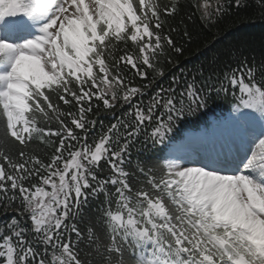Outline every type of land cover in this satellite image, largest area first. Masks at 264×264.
<instances>
[{"label":"snow or ice","instance_id":"snow-or-ice-1","mask_svg":"<svg viewBox=\"0 0 264 264\" xmlns=\"http://www.w3.org/2000/svg\"><path fill=\"white\" fill-rule=\"evenodd\" d=\"M179 7L0 0V264H264V61L244 59L215 81L182 72L133 103L164 76L165 49L183 52L162 31ZM230 7L248 4L203 0L201 19L214 24ZM129 41L139 54L117 58ZM124 69L142 80L151 69L153 80L134 87ZM229 86L239 147L199 159L173 147L182 118ZM53 120L58 128L45 126ZM53 137L45 162L31 149ZM138 143L150 154L133 164Z\"/></svg>","mask_w":264,"mask_h":264},{"label":"trees","instance_id":"trees-1","mask_svg":"<svg viewBox=\"0 0 264 264\" xmlns=\"http://www.w3.org/2000/svg\"><path fill=\"white\" fill-rule=\"evenodd\" d=\"M168 2L169 0H160L162 5L168 4ZM210 2L215 5L216 0H210ZM246 2L248 7L240 9L230 7V10L220 17L216 23L205 24L201 19V9L199 8L203 0H180V7L175 15L162 17L165 21L162 31L163 34L170 35L176 45L183 49V52L182 54H176L171 49H165L166 54L160 58L164 68V76L157 77L153 87L148 89L143 97H136L133 103L139 99H143L147 103L157 87L161 85L167 86L173 75L179 76L182 72L189 77L197 75L199 70H203L205 76H208L211 72L215 81V73L218 72L222 79L224 71H230L231 68L237 67L244 59L247 60L249 66L252 65L253 61L257 64L264 61V12L257 6L256 0H246ZM169 29L175 30L170 32ZM125 51L133 55L139 54L138 49L134 48L131 41L127 45L123 43L120 45V51L116 53V57L119 58L120 55H124ZM169 60H171L170 63ZM124 71L134 87H142L153 80L151 69H146L147 78L143 80L139 76H134L131 72H127V69H124ZM256 78L257 80L260 79L259 73H257ZM234 102L231 95V86H229V94L227 95L222 93L220 96H216L213 94L208 100L207 107L200 109L193 115L182 118L172 135L174 136L185 125L188 127L192 126L193 123L186 124V122L194 119L201 110H203L201 114L217 112L224 115L223 113L228 112ZM95 103L96 101L93 100V104ZM61 106L66 112H78L74 102L71 106L63 105L61 102ZM100 107H103L102 102ZM127 107L125 105L121 109L120 104H117L115 111L119 114L121 111H127ZM88 118L89 120L96 118V113L89 114ZM99 118L104 121L105 125H109L112 122L110 114L104 112H100ZM68 122L70 123V121ZM45 126L56 129L59 124L53 120L50 125ZM100 131V125L97 123L92 135H96ZM2 136L3 129L0 128V137ZM140 139L143 141V136ZM52 140L55 141V145L52 146L34 142V148L31 150L47 162L54 151V146L59 143L56 137H53ZM148 147L150 148L151 146L148 145ZM160 147L163 148V146ZM149 154V152L143 150L142 144L138 143L132 149L131 159L133 164L138 157L143 159ZM157 154L161 155V153ZM102 199L103 197L101 196ZM97 207L98 203L92 201V208L95 209ZM2 211L0 209V213ZM9 211L11 212V209ZM91 215L95 217L96 213L92 212ZM4 219L6 217L0 214V222ZM84 227V225H81L82 229Z\"/></svg>","mask_w":264,"mask_h":264},{"label":"bare ground","instance_id":"bare-ground-1","mask_svg":"<svg viewBox=\"0 0 264 264\" xmlns=\"http://www.w3.org/2000/svg\"><path fill=\"white\" fill-rule=\"evenodd\" d=\"M238 147H239V145H238ZM197 155V154H196Z\"/></svg>","mask_w":264,"mask_h":264},{"label":"rangeland","instance_id":"rangeland-1","mask_svg":"<svg viewBox=\"0 0 264 264\" xmlns=\"http://www.w3.org/2000/svg\"><path fill=\"white\" fill-rule=\"evenodd\" d=\"M232 124V123H231ZM238 141V140H237ZM241 153V152H240Z\"/></svg>","mask_w":264,"mask_h":264}]
</instances>
